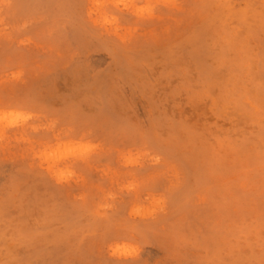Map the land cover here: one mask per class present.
<instances>
[{"label": "rangeland", "instance_id": "rangeland-1", "mask_svg": "<svg viewBox=\"0 0 264 264\" xmlns=\"http://www.w3.org/2000/svg\"><path fill=\"white\" fill-rule=\"evenodd\" d=\"M0 264H264V0H0Z\"/></svg>", "mask_w": 264, "mask_h": 264}]
</instances>
